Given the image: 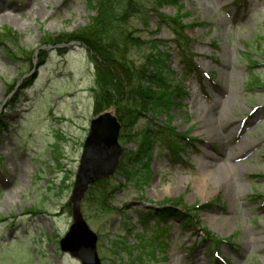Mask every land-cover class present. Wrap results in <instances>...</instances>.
Wrapping results in <instances>:
<instances>
[{
    "label": "rangeland",
    "instance_id": "obj_1",
    "mask_svg": "<svg viewBox=\"0 0 264 264\" xmlns=\"http://www.w3.org/2000/svg\"><path fill=\"white\" fill-rule=\"evenodd\" d=\"M140 1L149 21L132 17L129 27L172 53L167 92L175 102L126 137L122 127L120 162L145 129L168 127L177 144L157 141L149 170L133 182L117 169L87 192L82 213L99 235L102 263L264 264V0H163L159 12L187 28L202 80L182 75L172 29L151 0ZM94 14L88 0H0V264H81L60 240L73 221L69 200L96 117L97 75L87 46L64 37ZM152 52L148 42L131 57L138 66ZM256 78L262 83L249 89ZM166 207L183 214L161 221ZM151 211L156 217L143 223Z\"/></svg>",
    "mask_w": 264,
    "mask_h": 264
},
{
    "label": "trees",
    "instance_id": "obj_2",
    "mask_svg": "<svg viewBox=\"0 0 264 264\" xmlns=\"http://www.w3.org/2000/svg\"><path fill=\"white\" fill-rule=\"evenodd\" d=\"M88 1L91 10L95 11L89 21L90 23L64 38L66 40L76 39L87 46L89 54L94 64H96L97 76L95 88L93 89L95 114L98 115L109 111V109H114L122 127L126 129L123 131L122 137H126L125 132L127 130H130L142 118H146L147 114H155L160 104L163 102L168 104L175 102L174 96L171 98V93L167 92L169 86V83H167L169 80L168 71L170 72L167 60L172 57V53L159 51V45H164L165 43L161 40L150 39L148 41L149 47L156 53H150L146 56L144 63L137 66V62L131 57L132 50H137L148 42L144 41L139 35H135L136 31L131 30L129 27V19L138 16L146 24L148 23L149 19L147 18V9L144 1ZM151 1L161 25H165L173 31L174 48L178 51L180 62L183 65L182 75L188 76L196 73L199 79L202 80L204 73L198 69L193 60V55L189 49L191 39L186 35L187 28L181 18L166 16L164 13L159 12L163 0ZM167 1L170 2L172 0H165V2ZM174 3L176 4L177 0ZM8 36H12V33L8 32ZM60 40V38H57L56 42ZM261 83L260 78L252 79L248 82V88L252 89ZM178 104L180 103L178 102ZM169 127L172 134H174L175 127H171L170 124ZM167 130L168 127L163 128V130H143L140 144L136 150L125 155L126 162H120L118 174L133 182V177L136 176V173L140 174L146 169L149 170V164L153 160V149L157 145V141L166 140L167 142L168 140L167 143L171 146L177 144L175 140H171ZM139 165L143 167V170L139 169V167L135 170L133 169ZM107 180L109 178H102L98 183L100 184L102 181ZM113 188L119 189L115 185ZM176 207L160 208L157 211V215L161 217L159 220L167 222V220H176L182 216L183 213ZM142 216L143 223L148 218L156 217L152 211ZM185 220V228L189 229L193 222L192 216L189 215ZM211 238L218 243L224 241L222 239L217 241L215 237H210V240ZM159 247H162V244H159Z\"/></svg>",
    "mask_w": 264,
    "mask_h": 264
},
{
    "label": "water",
    "instance_id": "obj_3",
    "mask_svg": "<svg viewBox=\"0 0 264 264\" xmlns=\"http://www.w3.org/2000/svg\"><path fill=\"white\" fill-rule=\"evenodd\" d=\"M121 122L111 110L91 120L89 133L83 145L80 165L69 203L73 221L61 238L60 247L81 264H102L98 252L99 235L88 225L82 213V201L101 177L112 176L120 162L123 148L119 142Z\"/></svg>",
    "mask_w": 264,
    "mask_h": 264
},
{
    "label": "bare ground",
    "instance_id": "obj_4",
    "mask_svg": "<svg viewBox=\"0 0 264 264\" xmlns=\"http://www.w3.org/2000/svg\"><path fill=\"white\" fill-rule=\"evenodd\" d=\"M215 171H218V169H216Z\"/></svg>",
    "mask_w": 264,
    "mask_h": 264
}]
</instances>
